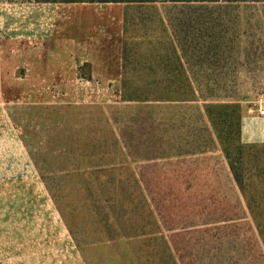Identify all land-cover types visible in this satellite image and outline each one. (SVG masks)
<instances>
[{
    "label": "rangeland",
    "instance_id": "obj_1",
    "mask_svg": "<svg viewBox=\"0 0 264 264\" xmlns=\"http://www.w3.org/2000/svg\"><path fill=\"white\" fill-rule=\"evenodd\" d=\"M120 5L123 38H97L74 49L89 58L92 80L78 77L70 79L69 88H45L29 84L23 68L3 74L6 128L22 142L29 163L0 167V264H179L171 241L184 261L209 262L204 252L212 245L208 231L174 227L177 217L165 209L156 214L160 235L97 241L91 231L100 224L90 221L85 207L78 210L71 232L56 205L73 199L77 186L54 171L75 165L127 167L125 174L102 179H138L148 186L154 207L160 203L159 183L215 179L221 196L236 205L240 221L255 234L204 105L238 103L245 130L241 140L264 142V115L254 107L255 97L264 94V0ZM99 6L0 0V40L72 35L67 16H76L85 27V9ZM35 21L36 31L30 30ZM14 48L7 49L12 53ZM100 54L115 71H102ZM123 54L128 82H175L166 71L181 66L194 97L122 100L117 74ZM81 68L86 75L89 67Z\"/></svg>",
    "mask_w": 264,
    "mask_h": 264
},
{
    "label": "trees",
    "instance_id": "obj_2",
    "mask_svg": "<svg viewBox=\"0 0 264 264\" xmlns=\"http://www.w3.org/2000/svg\"><path fill=\"white\" fill-rule=\"evenodd\" d=\"M4 1L152 4L155 2H229L236 0ZM83 66L87 64L84 63L81 67ZM166 73L168 77L174 78L175 80L172 81L175 82L138 85L128 82L126 73H123L119 87L120 98L125 101L145 102L150 100L184 101L194 97L193 88L181 66L167 70ZM81 75L89 77L88 74L84 75L82 72ZM204 112L220 144L232 181L244 202L255 232L254 235L250 233L249 226L247 227L246 223L240 221L242 216L237 213L236 205L221 196L219 183L215 179L159 183L160 203L154 207L146 194L148 186L146 184L144 186V183L139 182L138 179L121 177H118L120 180L116 181L102 179L108 173L117 175L126 173L127 167H117L114 163L75 165L71 169L59 167L54 171L63 172L62 176L65 175L68 179H72L69 182L71 187L77 186L74 189L77 194L73 193V199L68 196L63 202L64 205H56L68 229L72 232L71 225L74 222L75 226L78 210L85 207L87 209L85 215L91 218L90 221L93 224H100L98 228H93L91 231L97 232L98 237L95 238L97 241L160 235L162 225L159 224L156 214L165 209L177 217L174 227L192 228L202 234L208 231L207 239L212 242V245L204 251L209 256V262H200V258L194 262V260L184 261L180 255V248L171 241L179 264H264V142H243L241 140L238 103H207L204 105ZM77 179H80L78 185L76 184ZM189 213H192L191 217L187 215ZM66 216H70L71 222ZM206 224L211 225V228H201L203 226L200 225ZM241 225L242 227L244 225V228L241 229ZM239 229L242 231L240 232ZM175 235L177 234L173 233L172 236ZM196 251L199 253L198 248ZM202 251L200 249V253Z\"/></svg>",
    "mask_w": 264,
    "mask_h": 264
},
{
    "label": "crops",
    "instance_id": "obj_3",
    "mask_svg": "<svg viewBox=\"0 0 264 264\" xmlns=\"http://www.w3.org/2000/svg\"><path fill=\"white\" fill-rule=\"evenodd\" d=\"M72 4H100L99 7L86 8L84 12L85 27L78 24V19L74 15H68L67 19L71 25L72 35L69 32L61 36H48L47 38H38L32 36L28 39H19V41L11 42V39L0 40V154L6 155V158H0V167H13L20 165L27 166L29 157L16 134H12L10 129L6 128V114L3 110L1 100V88L4 86L3 79L6 72H15L24 69L29 73V84L34 87H57L69 88L70 79L82 77L81 66L86 63L89 67L86 74V80H92L93 70L91 68L89 58L78 50L82 44L94 42V39H121L124 35V17L120 2H70ZM69 3V4H70ZM83 9V7H74ZM66 18V17H65ZM37 19V18H36ZM35 19V20H36ZM21 26V25H20ZM38 22L30 23V30L37 29ZM69 30V29H67ZM85 31V34H81ZM66 35V36H65ZM98 36V37H97ZM16 40V39H14ZM11 42V43H9ZM15 47L12 53L8 51V47ZM104 51V50H103ZM100 58L102 71H115L111 68L112 62L106 63V55ZM126 55H119L120 70L119 87L122 81L124 71L122 70L123 60ZM103 72V73H104ZM27 75V74H26ZM125 76V74H124ZM83 78V77H82ZM111 80V79H110ZM244 128L241 127V139H244ZM249 140V139H246ZM12 155L10 158L7 155Z\"/></svg>",
    "mask_w": 264,
    "mask_h": 264
},
{
    "label": "built area",
    "instance_id": "obj_4",
    "mask_svg": "<svg viewBox=\"0 0 264 264\" xmlns=\"http://www.w3.org/2000/svg\"><path fill=\"white\" fill-rule=\"evenodd\" d=\"M254 107L258 115H264V94L259 93L254 100Z\"/></svg>",
    "mask_w": 264,
    "mask_h": 264
}]
</instances>
